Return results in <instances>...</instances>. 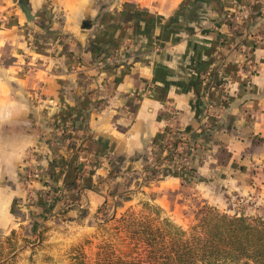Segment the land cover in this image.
Segmentation results:
<instances>
[{"label": "crops", "instance_id": "obj_1", "mask_svg": "<svg viewBox=\"0 0 264 264\" xmlns=\"http://www.w3.org/2000/svg\"><path fill=\"white\" fill-rule=\"evenodd\" d=\"M25 2L33 20L0 0L9 263L84 244L142 202L173 212L177 193L184 214L230 194L264 204V0Z\"/></svg>", "mask_w": 264, "mask_h": 264}, {"label": "trees", "instance_id": "obj_2", "mask_svg": "<svg viewBox=\"0 0 264 264\" xmlns=\"http://www.w3.org/2000/svg\"><path fill=\"white\" fill-rule=\"evenodd\" d=\"M173 144L176 146L178 140ZM142 204L153 206L147 201ZM154 208L157 212L162 211L156 205ZM131 209L132 207L121 213L119 219L115 214L108 219H124ZM227 210H231V207L223 210V207L214 204H203L194 210L195 222L189 231L168 218L163 219L159 225L154 223V219L138 221L141 225L140 240L145 239L160 254L149 252L140 262L130 260L122 263L264 264V212L247 214L245 211H236L230 214ZM13 235H16L14 230L9 235L0 234L9 244L0 246V264L9 263L16 257L18 244L12 239ZM43 237L41 232L39 238L42 240Z\"/></svg>", "mask_w": 264, "mask_h": 264}, {"label": "rangeland", "instance_id": "obj_3", "mask_svg": "<svg viewBox=\"0 0 264 264\" xmlns=\"http://www.w3.org/2000/svg\"><path fill=\"white\" fill-rule=\"evenodd\" d=\"M189 195L190 193L186 191V199H184L181 194H175V209L169 213L167 210L157 212L154 205L148 207L143 204H136L132 206L131 211L124 219L118 220L119 215L117 216L118 219L107 218L102 221L93 238L85 239L84 244L67 245L54 251L52 248H47L39 255L40 258L36 259L39 262L35 261L34 264H111V261H118L117 264H123L122 261L140 262L142 258L149 255V252L160 254L154 251L155 248L148 245L145 239L140 240L141 225L138 224V221L154 219V223L159 225L163 219L168 218L189 231L195 222L193 214L183 213L187 206L185 200L192 201L187 197ZM228 196L227 204L222 207L223 210L231 207V210H227L230 214L236 211H245L247 214H263L264 212V204L259 200L241 199V197L232 194ZM193 201L198 202L196 199ZM0 234L2 233L0 232ZM17 238V234L12 236V239L18 242ZM5 243V240L0 237V246H9L8 243ZM30 254L28 252L24 254V261L21 263H17L19 261L15 259L14 261L17 262L6 264H32ZM142 264L149 263L143 262Z\"/></svg>", "mask_w": 264, "mask_h": 264}, {"label": "built area", "instance_id": "obj_4", "mask_svg": "<svg viewBox=\"0 0 264 264\" xmlns=\"http://www.w3.org/2000/svg\"><path fill=\"white\" fill-rule=\"evenodd\" d=\"M229 17L232 18V20L235 19V15H229ZM237 17V16H236ZM252 73L256 72L255 69L250 70ZM173 148H175V151L177 152V147L172 146ZM24 171H23V182L26 185L31 184L32 181H34L37 177H38V169L36 168V166L32 163V162H28L27 164L24 165L23 167Z\"/></svg>", "mask_w": 264, "mask_h": 264}, {"label": "water", "instance_id": "obj_5", "mask_svg": "<svg viewBox=\"0 0 264 264\" xmlns=\"http://www.w3.org/2000/svg\"><path fill=\"white\" fill-rule=\"evenodd\" d=\"M19 6L21 7L23 12L25 13L28 20L34 19V16L31 14V10H30L29 6L26 4L25 0H19Z\"/></svg>", "mask_w": 264, "mask_h": 264}]
</instances>
